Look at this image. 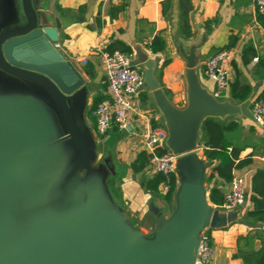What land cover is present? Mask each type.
I'll list each match as a JSON object with an SVG mask.
<instances>
[{"label":"crops","instance_id":"1","mask_svg":"<svg viewBox=\"0 0 264 264\" xmlns=\"http://www.w3.org/2000/svg\"><path fill=\"white\" fill-rule=\"evenodd\" d=\"M254 4L255 0H42V6L52 20H59L61 24L59 47L56 48L58 54L64 55L68 60L63 64L67 68L70 62L85 81L83 87L87 89L83 91L84 107L77 111V117L83 123L86 120L93 124L94 128L89 132L91 141L97 146H103L105 153L107 152L105 155L99 152L92 160L94 165L103 163V168L105 167L110 178L111 183L106 185L109 188L107 196L110 198L107 203L120 224L140 236L142 241L150 242L156 239L160 216L164 218L165 225L173 221L180 209V196L186 181L182 171L177 170L176 189L172 199L168 201L161 189L152 191L141 185L142 182L157 177L153 175L149 165L140 174H135L131 169V164L142 152L150 155L145 147V138L154 130L153 122L160 127L164 125L150 91L141 96L145 107L143 116H130L126 131L114 126L107 137L100 138L97 135L91 107L96 95L107 94L106 75L100 63V52H110L113 49L118 51L119 44L130 46L133 50L137 46L145 47L150 57L156 59V74L166 61H170L168 66L162 69L159 81L172 103L178 108H185L186 63L179 54L176 40L186 49L202 43V47L197 51L199 74L202 83L210 91L214 85L205 77L207 63L218 52L230 50L234 61L231 68V84L225 100L241 104L231 99V87L236 81L250 87L251 94L248 99L253 97V102L264 99V17L258 14ZM186 8H189V26L184 30L181 16L182 10ZM1 12L2 0L0 19ZM6 28L7 24L0 22V35L7 32ZM155 37H161L165 41V50L156 54L147 49L148 43H152ZM44 42L47 43L46 40ZM38 44L34 41L20 48L28 49L32 51L29 54L36 55L39 54L35 51L39 48ZM32 59L31 55L30 59L23 61L39 63ZM84 61H87V65ZM7 79L19 80L0 67V100L12 101L14 97H27L39 105L48 119L41 103L24 96H32L30 93L4 92L3 82ZM88 87H91V90ZM234 119L239 128L228 133L227 139L232 148L240 150V159L251 158L250 166L234 172L246 180L247 204L241 210L238 222L220 230L208 229L213 230L210 238L216 249L213 264H244L242 259L235 258L239 250V240L252 234L254 227L247 225L243 216L253 209L250 201L252 178L258 171H264V130L245 118ZM206 147L200 146L198 151L189 154L187 157L195 158L196 163L191 160L183 161L182 168L187 172L192 168L197 170L202 167L201 190L205 200L211 203V191L217 189L224 195L230 188V182L217 176L209 179L212 169L219 165L220 161L208 160L204 154ZM179 160L180 158L178 164ZM59 172L60 167L57 174ZM211 206L210 209H216V205L211 203ZM149 235L153 236L150 240L147 239Z\"/></svg>","mask_w":264,"mask_h":264},{"label":"water","instance_id":"2","mask_svg":"<svg viewBox=\"0 0 264 264\" xmlns=\"http://www.w3.org/2000/svg\"><path fill=\"white\" fill-rule=\"evenodd\" d=\"M22 3L24 9L22 23L16 21L12 26L7 25V32L0 35V67L5 72L17 77L18 82L32 91L36 89V85L47 89L49 95L52 96L53 109L62 118L63 126L60 125L61 122L58 119L55 125V121L51 118V111L37 97L32 94L33 97L24 95L42 104L54 133V144L58 147L61 158L60 172L55 173L54 181L61 177L58 213L62 239L54 254V264H62V256L70 239L67 216L70 188L74 176L88 160L90 151L80 133V124L83 122L77 117V111L81 108L75 110L74 113L72 108L74 109L76 100H82L84 105L83 91L87 88L83 87L85 81L73 65L69 62L66 68L63 62L67 58L57 52L60 21L52 20L42 6V0H22ZM34 41L39 43V48L35 50L37 53L41 51L53 53V58L57 57L67 72H60L56 68L58 65L23 61L28 55L31 56L29 53L32 51L20 47ZM176 45L179 54L186 63L184 79L187 87V105L185 108H178L169 99L156 76V59L150 57L145 47H135L134 65L143 71L144 85L151 92L164 121L168 134L165 144L168 154L180 158L177 170L182 171L186 181L180 196V209L168 225H165L164 218L160 216L156 228L158 231L156 239L150 242L141 240L136 244V247L132 246L134 249L118 237L116 232L112 231L111 239L114 247L112 259L116 262L117 260L139 259L143 264H195L201 232L205 229H224L238 222L241 210L247 204L245 202L240 208L232 211H221L217 208L208 209L204 192L201 190L202 167L200 166L201 169L197 168V170L192 168L186 172L182 168V162L191 160L195 164L196 159L187 156L198 151L200 146L209 145V140L203 137L202 129L208 119L225 121L229 118L242 117L264 130V125L258 123L253 115L251 109L253 97L241 104L233 103L230 100H217L212 92L204 86L199 74L197 51L202 47V43L193 45L189 49H186L179 40H176ZM58 71L59 73H57ZM88 89L91 90V87ZM21 98L23 97L18 96L13 100L19 101ZM59 127L61 132L58 130ZM69 143L71 149L76 153L75 159L70 165L67 164L64 149V145ZM39 148L41 147L35 145L27 148L14 147L11 154L14 158H24ZM65 164L68 168L65 173H62ZM95 189L90 192V195L97 192L107 203V198L102 196L98 188ZM112 219L117 220L114 213ZM114 227L118 231L115 223Z\"/></svg>","mask_w":264,"mask_h":264},{"label":"bare ground","instance_id":"3","mask_svg":"<svg viewBox=\"0 0 264 264\" xmlns=\"http://www.w3.org/2000/svg\"><path fill=\"white\" fill-rule=\"evenodd\" d=\"M31 55L35 62L58 65L60 72H67L49 51ZM54 141L50 122L35 101L24 97L19 101L0 100V264H54L56 248L46 241L45 228L54 203L43 196L49 189L56 198L60 195L61 181L50 185L61 159ZM32 145L41 148L24 158L12 157L14 147ZM206 207H212L208 200ZM82 209V229L70 234L66 247L71 261L143 264L139 259L113 261L112 231L131 247H136L141 237L112 219V208L97 192Z\"/></svg>","mask_w":264,"mask_h":264},{"label":"built area","instance_id":"4","mask_svg":"<svg viewBox=\"0 0 264 264\" xmlns=\"http://www.w3.org/2000/svg\"><path fill=\"white\" fill-rule=\"evenodd\" d=\"M254 5L258 14L264 17V0H255ZM134 59V54L121 51L100 52V63L105 71L107 83V99L93 111L96 133L100 138L107 137L114 126L126 131L130 116H143L141 96L149 90L144 85V73L134 65ZM233 61L232 52L222 50L207 63L205 77L213 82L211 92L219 101H225L227 98ZM84 64L87 65V61H84ZM251 109L256 121L264 125V99L254 101ZM167 136L166 129H158L151 131L145 138V147L151 156L149 168L154 176L163 177L160 189L165 194L172 189V178L176 176L179 159L168 153L164 155L157 153L159 149L165 147ZM229 185V190L224 194L223 204L216 206L221 211L238 209L247 201V184L243 176L234 174ZM215 259L216 249L208 236V229H205L199 236L195 264H213Z\"/></svg>","mask_w":264,"mask_h":264},{"label":"trees","instance_id":"5","mask_svg":"<svg viewBox=\"0 0 264 264\" xmlns=\"http://www.w3.org/2000/svg\"><path fill=\"white\" fill-rule=\"evenodd\" d=\"M188 12L189 8L182 10L181 18L184 30L189 26ZM1 14L2 17L0 22H4L10 26L16 21L22 23L21 20L24 16L23 3L20 9L16 0L14 3H12V0H2ZM119 46L120 48L118 51L120 50L121 52L128 54L135 53L130 46L124 44H119ZM147 49L154 54L163 52L165 50V41L161 37H155L152 43L147 45ZM115 51L116 49L110 50V52ZM169 63L170 61H166L163 64L162 69L167 67ZM162 69L158 70L156 74L159 80H161L162 77ZM88 74L91 75L89 71ZM250 94V87L242 85L238 81H236L231 87V99L234 102L243 103L248 99ZM105 99H107V94L106 96L103 94L96 95L93 100L91 111L93 112ZM48 113L50 115V112ZM54 124L56 125V122ZM159 128L165 129V126L162 124L160 127L156 122H153V129L158 130ZM238 128L239 124L234 118H229L225 121L208 119L203 124V137L210 142L206 147L204 154L208 160L220 161V164L212 169V173L209 177L210 180L217 176L226 182H231L235 171L243 170L251 165V158L240 159V150L232 148V144L227 139V134L235 132ZM230 148L232 149V152H229ZM157 153L159 155L167 154L168 149L165 146L164 148L159 149ZM150 159V155L142 152L131 164L132 171L135 174L143 173L145 168L149 165ZM163 181V177L157 176L152 180L142 182L141 185L148 190L158 191L160 190ZM176 183L177 181L174 176L172 178V189L166 194L168 201L173 197ZM210 201L216 206H221L224 201V195L219 190L213 189L210 193ZM250 201L253 205V209L244 214L243 220L247 225L254 227V232L240 238L239 250L235 255V258L242 259L244 264H264V171H258L252 178Z\"/></svg>","mask_w":264,"mask_h":264},{"label":"rangeland","instance_id":"6","mask_svg":"<svg viewBox=\"0 0 264 264\" xmlns=\"http://www.w3.org/2000/svg\"><path fill=\"white\" fill-rule=\"evenodd\" d=\"M16 1H17V5H19L21 9L22 7L21 0H16ZM14 2L15 0H12V3ZM3 89L4 92L10 94H15L11 92L21 91L24 93H30L34 97H37L45 105V107L49 111H51L52 118L54 119V121L57 122L59 120L61 122L60 125L63 126V123L61 121L62 118H60V115L59 114L57 115L55 110L53 109L52 96L49 95L47 89L36 85V89L32 91L21 82L15 81L14 79L5 80L3 82ZM83 107H84L83 101L76 100L75 107L74 109L72 108V112L74 113L75 110H77L78 108L83 109ZM144 110L145 107L143 104L142 111ZM93 128H94L93 124L87 122L86 120L84 121L83 124H80V133L83 136L90 151H89L88 160L74 176L70 188V195H69L68 207H67V216L69 221L70 234L76 232L80 233L82 229V224L80 222L81 211L83 210L82 208L87 205L91 197L90 192L92 190H96L95 188H98V190L101 192L103 197L110 199L107 196L108 194L107 191L109 188L106 185H108L111 182H109L110 178L107 176L105 167L103 168V163H99L97 165L92 164V160H94L98 156L99 152H102L104 155L107 153V152L105 153V149L103 146H97L91 141V136L89 132L92 131ZM58 130L60 131L61 128L59 127ZM64 149H65L67 164L70 165L71 162L74 161L76 153L71 149L70 143L65 144ZM67 164L64 165L62 169V173L66 172L68 168ZM59 180H61V177L60 178L58 177L57 180L55 181H59ZM51 184L55 185L54 180L51 181L50 185ZM43 196L46 198L48 203H52V204L54 203L53 204L54 208H52V211L50 213L51 221L47 223L45 228H46V241H50V246L55 249L57 248L58 244L62 239V228H61V223L59 221V213H58L59 197L56 198L55 195L50 194V189L48 191L45 190ZM212 233L213 230L208 231V236L211 237ZM152 238H153L152 235H149L147 237L148 240ZM62 264H78V263L74 258L71 261V255H69L66 251H64L62 256Z\"/></svg>","mask_w":264,"mask_h":264}]
</instances>
